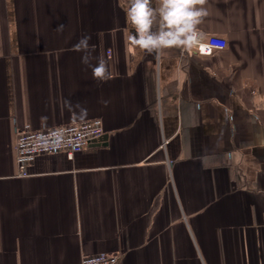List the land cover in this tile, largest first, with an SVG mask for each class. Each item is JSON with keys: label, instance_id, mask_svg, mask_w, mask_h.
<instances>
[{"label": "crops", "instance_id": "obj_1", "mask_svg": "<svg viewBox=\"0 0 264 264\" xmlns=\"http://www.w3.org/2000/svg\"><path fill=\"white\" fill-rule=\"evenodd\" d=\"M122 3L0 0V264H264V0H207L210 55L141 52ZM94 119L105 139L20 174L23 126Z\"/></svg>", "mask_w": 264, "mask_h": 264}, {"label": "clouds", "instance_id": "obj_2", "mask_svg": "<svg viewBox=\"0 0 264 264\" xmlns=\"http://www.w3.org/2000/svg\"><path fill=\"white\" fill-rule=\"evenodd\" d=\"M206 3L207 0H155L154 6V0H127V4H121L133 30L128 33L127 41L146 54L196 47L202 39L198 25L208 15ZM63 27L60 25L58 31ZM90 40L91 35H83L73 45V50L82 54L81 63L90 68L93 79L102 84L112 78L111 71L106 60L93 55L95 49ZM81 111L86 114V110Z\"/></svg>", "mask_w": 264, "mask_h": 264}, {"label": "built area", "instance_id": "obj_3", "mask_svg": "<svg viewBox=\"0 0 264 264\" xmlns=\"http://www.w3.org/2000/svg\"><path fill=\"white\" fill-rule=\"evenodd\" d=\"M227 40L219 35H211L196 47L200 55H210L215 50L224 49ZM101 119L84 121L76 124L60 125L48 129H34L26 124L17 134V164L20 174L27 175V167L36 156L64 151L68 156L81 152L91 141L103 134ZM80 264H122L118 253L102 252L84 256Z\"/></svg>", "mask_w": 264, "mask_h": 264}, {"label": "water", "instance_id": "obj_4", "mask_svg": "<svg viewBox=\"0 0 264 264\" xmlns=\"http://www.w3.org/2000/svg\"><path fill=\"white\" fill-rule=\"evenodd\" d=\"M105 137H107V136L106 135H102V136L99 137V140H102L103 138L105 139Z\"/></svg>", "mask_w": 264, "mask_h": 264}]
</instances>
